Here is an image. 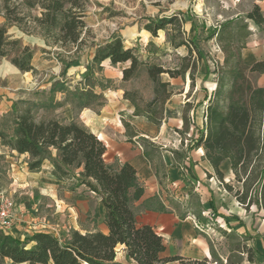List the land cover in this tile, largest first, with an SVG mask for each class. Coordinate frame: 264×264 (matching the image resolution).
<instances>
[{
    "label": "trees",
    "instance_id": "16d2710c",
    "mask_svg": "<svg viewBox=\"0 0 264 264\" xmlns=\"http://www.w3.org/2000/svg\"><path fill=\"white\" fill-rule=\"evenodd\" d=\"M11 2L3 0L0 6V15L4 19L0 24V58L7 57L21 72L35 71L31 62L32 48L8 34V28L15 24L25 32L41 37L50 49L55 48L53 53L63 64L62 72L79 64V55L82 47H86L88 37L84 20L88 0H21L20 4L27 10L22 13L18 11L19 6ZM36 8L39 13L32 15L31 10ZM248 20L264 31V14L254 4L244 16L225 21L212 31L210 37L218 36L227 27L240 24L247 28L245 34L249 35ZM169 23L176 25L179 32L182 19L176 15L162 16L149 21L145 28L156 35L158 29L165 28ZM170 42L174 47L184 45L201 55L194 37L178 41L173 38ZM89 43L94 49L86 64L84 86L71 90L63 81H55L50 92L65 91V99L76 111L91 107L94 103L101 106V93L94 91L88 83L94 68L100 69L102 61L106 59L112 64L128 62L121 69L122 80H128L143 65L153 84L152 98L140 107L134 92L124 90L123 97L131 103L133 115L144 116L159 126L164 119V106L171 96L169 81L163 80L162 74L184 77L188 64L182 63L176 69H169L159 63L141 61L134 49L124 44L121 36L103 43ZM243 47L241 45L231 54L225 50L223 63L216 64V86L208 100L203 126L194 144L195 147H202L203 158L213 168V174L207 173V176H215L227 191H233L239 205L246 210L255 205L264 211V86H254L246 74L257 72L264 75V58L247 65L241 56ZM42 50L49 52L45 48ZM192 66L195 67V61ZM37 105L29 99H18L11 104L10 111L0 122V143L18 154H27L28 170L39 171L48 160L52 165V175L66 181L68 189L83 185L94 192L104 207L108 232L96 230L81 233L70 229L66 236L57 237L50 232L35 231L21 240L0 230V262L9 259L13 263L27 264H123L115 259L117 244H123L128 258L137 264H163L168 261L230 264L240 262L242 253L246 254L248 261L254 260L252 246L246 243L240 245L239 242L231 244L225 263L216 254H212V259L161 256L165 250L162 236L151 225H137L135 220L133 203L142 196L144 189L135 168L128 162L107 163L104 158L105 144L75 117L69 121L56 117L37 120L33 111ZM182 120L179 133L189 129L187 110L182 111ZM123 124L129 127L128 122L123 121ZM135 135L136 132L130 134ZM136 140L143 146L147 160L155 161L158 176L160 170L165 169L159 145L144 136H138ZM170 151L175 165L186 157L177 149ZM225 160L229 162L238 187L224 181L221 164ZM158 208L164 209L163 206ZM196 217L201 218L199 214ZM232 234L236 235L234 232Z\"/></svg>",
    "mask_w": 264,
    "mask_h": 264
},
{
    "label": "rangeland",
    "instance_id": "374dc122",
    "mask_svg": "<svg viewBox=\"0 0 264 264\" xmlns=\"http://www.w3.org/2000/svg\"><path fill=\"white\" fill-rule=\"evenodd\" d=\"M20 1L12 0L11 3L19 6V12L27 11ZM2 2L3 0H0V6ZM88 2L84 18L88 27L86 47H82L79 64L68 67L65 72H62L63 64L55 58L53 53L55 48L50 49L41 37L25 32L21 26L15 24L8 28L11 38H19L23 44H28L32 48L34 53L31 62L35 71L20 72L7 57L0 58V122L10 111L11 104L18 99H29L38 103L33 109L37 120L50 117L65 120L71 104L64 99L65 91L50 92V87L55 81H63L71 90L84 86L86 64L94 49V46L89 43L91 41L103 43L121 36L124 44L132 47L141 61L159 63L169 69H176L182 63H187L184 77H170L168 74H162V79L169 81L168 88L174 94L170 102L166 101V104L172 108L179 106L182 111L187 110L190 120L191 110L195 104L198 106L199 121L203 101L201 95L203 90L207 93L210 90L211 94L213 93L217 77L214 69L217 63L219 65L223 63L225 50L231 54L236 48L244 45L241 49L244 63L253 58H264V32L251 20L247 22L248 29H252L249 35L245 34L247 28H243L240 24L227 27L218 36L210 37L213 30L218 29L225 21L244 16L254 4H257L264 14V0H158L157 2L88 0ZM182 2H185L184 6ZM197 4L200 5V10L196 8ZM38 13L37 8L31 10L32 15ZM170 15H176L177 18L182 19L179 32L175 28L176 25L172 23L167 24L163 29H158L156 35H152L145 28L149 21ZM3 20L0 15V24ZM192 37L201 52L200 56L187 46L174 47L170 42L173 38L178 41L181 38L190 40ZM43 48L49 52H44ZM193 61H195V67L192 66ZM127 64L128 62L112 64L109 60H104L100 69L94 68L88 83L93 86L94 91L101 93L102 104L111 98L115 109L129 110L128 112L132 114L131 103L123 97L124 90L134 92L141 107L144 102L152 98L153 84L147 77L143 65L139 66L130 79L122 80L121 69ZM246 74L254 86H264L262 74L257 72H246ZM185 86L189 87L187 95L191 102H185V96L180 94ZM181 101L185 103L182 104ZM99 107L95 103L91 106L95 110ZM71 109L73 114L77 112L72 106ZM170 117L171 124L168 130L170 133H176L174 116ZM200 130V125L197 128L189 126L185 133L175 134L178 143L182 142L188 159L186 165L180 169L182 175L180 178L177 177L176 184L171 185V182L163 178L165 196L176 204L179 214L190 211L195 217L197 214L200 215L201 218L198 219L209 226L206 229L211 235L212 244L217 252L225 255L232 243L239 242L240 245L246 243L255 251L254 260L246 264H264V253L259 254L253 246L255 237L264 235V211L257 209L255 205H252L249 210L243 208L235 199L233 191H227L215 176H207L200 161L191 158L193 155H198L199 147H195L194 143ZM126 131H129L127 127ZM165 143L172 147L169 141ZM177 146L179 147V144ZM26 158L27 154H18L0 143V189L11 196L15 211L19 210L27 215L25 220L16 217L9 230H0L8 234L15 233L21 240L29 237L36 229H48L54 235L64 237L70 227L56 228L55 216L62 213L67 216V209L73 206L80 210L83 206L88 207V211L84 213L86 220L95 219L94 211L98 209V200L90 196L91 194H88L85 189L79 188L69 193L61 187L58 199L54 198L53 203L49 202L39 184L27 178ZM201 159L204 160L202 156ZM221 170L224 181L233 187L239 186L233 173L230 172L229 162L224 161L221 164ZM195 171L201 175V178ZM32 225L36 226L32 227ZM231 226H235L237 230H228ZM221 229L230 234L223 233ZM0 264L20 263L4 259Z\"/></svg>",
    "mask_w": 264,
    "mask_h": 264
},
{
    "label": "crops",
    "instance_id": "0c3cea01",
    "mask_svg": "<svg viewBox=\"0 0 264 264\" xmlns=\"http://www.w3.org/2000/svg\"><path fill=\"white\" fill-rule=\"evenodd\" d=\"M250 30L252 31V29ZM255 60L258 59L253 58L251 60L245 61V63L250 65ZM180 94L185 96V102H191L190 99H188L189 95H187L189 94L188 86H185L183 88V92ZM173 96L174 94L171 93L167 103L170 102ZM201 97L203 98V101L200 121L198 119V106H195L194 104L191 110V120L189 117V120L191 121V127L196 126L197 128L198 125L201 127L203 126L204 112L208 104V100L211 97V91L209 90L207 93L206 90H203ZM112 100L113 99L108 98V100L103 103L98 110H95L91 107H83L75 114L72 113L71 105H69V113L67 114L65 120L69 121L75 117L76 120L84 124L105 144L106 151L104 153V158L107 163L116 162L122 164L124 162H128L135 168L138 179L144 188L142 196L133 203L135 220L137 225H151L155 231L162 236L165 244V250L161 253V256L182 255L191 258L207 257L208 259H212V254H216L225 263L229 251L225 255L217 252L215 246L212 244L213 240L211 235L206 229V227H209L207 226V223L196 218L190 211H187L184 214H179L176 204L172 203V201L165 196L163 178L171 182V185L176 184L177 179L180 178V175H182L180 169L183 165H186V160L188 159V154L184 149L182 142L179 141L178 143V138L175 137V134H177V132H179L183 126L181 108L179 106L172 108L166 104L164 119L162 123L157 126L144 116L130 114L128 112L129 110H119L118 108L115 109ZM185 102L181 101L182 104ZM171 115L174 116V127L177 129L176 133H170L168 130V126L171 124ZM123 121L129 123V131H126ZM132 132H136L137 135L130 136ZM182 133H185V131ZM138 136H144L155 144L157 142V145H159L160 157L165 169L160 170L158 176L156 174V163L154 160H147L144 155L143 146H141V144L136 140ZM165 141H169V144H172V147H170L171 145H168V143H165ZM177 144H179V147ZM171 149H177L186 155V157L183 158L181 162L178 163V165L174 164L175 160L173 159V155L170 151ZM197 149L198 155H193L191 158L193 160L198 159L202 168H204L207 173L212 175L213 168L211 165L206 159H201V156L203 157L204 153L202 147ZM51 169L52 165L47 160L42 164L39 171H30L27 168L26 172L27 178L30 181H36L39 184L41 191L49 202L53 203L54 198L58 199L59 188L61 187H64V189H66L65 192L69 193L75 192L79 188L85 189L88 194H91L90 196L96 197L98 200V209L94 211L95 219L86 220L84 213L88 211V207L83 206V208L81 207L80 210V208L73 206L67 209V216H65L64 213L56 214L55 227L58 229H66V226H69L70 229L78 230L81 233L96 230L107 233L108 227L104 221V207L100 202V198L94 192L85 188L83 185L76 186L73 190L68 189V183L53 176ZM195 172L199 175V178H201V175L197 171ZM230 172L232 173L231 169ZM179 182L181 183V180ZM79 196L80 195H78V197ZM83 198L86 199L85 197ZM77 205L80 207L79 203ZM160 206H163L164 209L158 208ZM23 219H27L26 214H24L22 220ZM35 226L36 225H32V227ZM230 229L237 230L235 226L228 228V230ZM35 231H45L51 233V230L48 229L33 230V232ZM9 234L13 237L19 238L15 233L10 232ZM263 237L264 235L255 237L253 241V246L257 252H259V254L264 253ZM241 255L243 257L240 262L230 264H246L249 262L245 254L242 253ZM115 259L123 264H137L134 260L128 258L126 248L123 244H117ZM20 264L27 263L22 262ZM163 264L181 263L177 261H168Z\"/></svg>",
    "mask_w": 264,
    "mask_h": 264
},
{
    "label": "built area",
    "instance_id": "2783aa9c",
    "mask_svg": "<svg viewBox=\"0 0 264 264\" xmlns=\"http://www.w3.org/2000/svg\"><path fill=\"white\" fill-rule=\"evenodd\" d=\"M22 211H15L14 203L4 190L0 189V229L9 230L16 217L23 218Z\"/></svg>",
    "mask_w": 264,
    "mask_h": 264
},
{
    "label": "bare ground",
    "instance_id": "6f19581e",
    "mask_svg": "<svg viewBox=\"0 0 264 264\" xmlns=\"http://www.w3.org/2000/svg\"><path fill=\"white\" fill-rule=\"evenodd\" d=\"M181 4L184 6L185 2H182ZM196 8H197L198 10H200V5L197 4V5H196Z\"/></svg>",
    "mask_w": 264,
    "mask_h": 264
}]
</instances>
